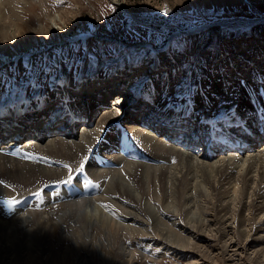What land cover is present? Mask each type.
<instances>
[{
	"label": "bare ground",
	"instance_id": "6f19581e",
	"mask_svg": "<svg viewBox=\"0 0 264 264\" xmlns=\"http://www.w3.org/2000/svg\"><path fill=\"white\" fill-rule=\"evenodd\" d=\"M29 2L0 0L2 42H20L21 29L28 26L26 10L21 9ZM59 18V13L53 16V20ZM256 22L264 23V16ZM224 28L219 38L225 34ZM188 34L191 53L202 60L213 33L200 27ZM81 37L86 39L87 34ZM177 55L172 54V64ZM240 59L251 66L264 63L261 57L255 60L242 55ZM136 62L128 60L110 76L104 69L84 72L87 81L70 80L61 72L53 84L58 95L37 90L33 96L45 94L19 104L21 107L0 110V182L7 184H0V204L5 201L1 207L15 216L6 220L0 215V264H34L36 259L43 264H92L93 260L97 264H136V253L125 245L131 236H158L167 246L204 260L211 255L209 244H218L219 251L227 255L224 262L229 259L238 264L232 257L240 260L242 255L250 264L264 259V145L257 148L263 143L264 89L237 78V82H224L216 68L209 73L194 61L190 82L180 94L168 96L174 89L173 84L166 87L171 79L156 77L155 72L152 79H157L159 93L151 77L135 90L131 80ZM146 62L142 61L143 70L149 71L153 66ZM127 68L132 69L129 77ZM238 69L234 71L241 74ZM255 73L263 85L264 70ZM90 74H97V79H88ZM119 76L122 86L112 90ZM60 89L65 90L75 119L84 105L85 118L78 133L64 121H55L65 109L59 103ZM18 99L22 94L7 97L0 105ZM73 101L83 105L76 109ZM99 106L105 107L103 115L94 120ZM191 119L206 130L205 144L195 143L199 138L195 133L169 130L187 125ZM47 122L50 124L44 127ZM231 126L252 134L239 137L245 147L240 149L239 140H233ZM56 129L51 137L46 133ZM16 137L21 140L15 142ZM217 152L224 155L212 157ZM66 170V178L60 180ZM102 180L108 182L100 184ZM54 188L59 200L70 201L39 210L55 202L50 193ZM36 197L40 206L32 207ZM160 212L182 217L181 228H174L180 223L177 219L164 220ZM63 243L67 244L64 252H55V245ZM194 263L199 262L189 261Z\"/></svg>",
	"mask_w": 264,
	"mask_h": 264
},
{
	"label": "rangeland",
	"instance_id": "374dc122",
	"mask_svg": "<svg viewBox=\"0 0 264 264\" xmlns=\"http://www.w3.org/2000/svg\"><path fill=\"white\" fill-rule=\"evenodd\" d=\"M25 6L21 10L27 11L24 19L28 26L26 29L24 27L21 29L23 32L20 42H11L8 45L7 42H2L0 37V102L14 94H22L23 99L32 97L34 91L44 92L49 89V84L56 83L61 72L70 80L76 79V81L84 75V72L94 73L99 69H104L108 75H111L123 63L127 65L125 62L128 60L137 61L136 65L132 66H139L144 74L146 71L143 70V66L146 65H143L142 61L146 60V63H151L150 65L157 70L152 71L157 73V77L169 76L171 82L166 87L169 88L170 84H173L174 89L167 92L168 96L180 94L189 84L193 65H196L194 61L209 73L216 68L218 77L223 81L247 80L264 89V84L258 83L261 76L255 73V70H264V63L251 66L244 59H240V56L246 55L255 60L261 57L263 58L261 62H264V23L256 22L264 16V0H31ZM57 13L60 16L59 21L53 20V16ZM11 20L14 21L13 18ZM214 22H222L219 25L227 26L224 28L212 25ZM250 22H254L252 26L247 25ZM238 23L246 24L234 26ZM200 27L213 33L202 54V60L195 59L191 53L192 40L191 35L188 34ZM222 28H224L223 32H226L219 38ZM83 34H87L86 39L81 37ZM27 47L29 49L24 51ZM172 54H179L174 64L171 61ZM87 66L91 67L87 69ZM236 67H239L238 71L241 74H236L234 71ZM139 69L132 77L134 80L130 79L131 87L136 90L149 81V77L140 74ZM131 70V68L126 69L129 72ZM94 76L98 75L90 74L88 77ZM150 81L154 82L159 93L160 85L157 79H152L151 76ZM116 87L117 85L114 84L113 88ZM88 91L89 94L93 93L90 89ZM125 107L128 109L129 104ZM102 111L103 109H97L94 120L103 115ZM79 126L81 125H76L74 133H78L81 128ZM263 143H259L257 148L264 145ZM219 155L224 154L217 152L212 157ZM65 168L69 170L70 165H66ZM67 170L66 175L60 180L66 178ZM106 182L108 181L102 180L100 184ZM0 184L2 187L7 186L4 182ZM57 190L54 188L50 193L55 196ZM67 201L70 200H59L55 196L54 203L44 204L39 210L48 211V208L58 207ZM4 202L0 204V215L6 220L15 217L5 207H1ZM38 206L40 201L36 197L32 201V207ZM160 214L164 220L177 219L180 223L175 224L174 228L176 230L181 228V223L184 221L182 217L177 218L163 212ZM156 238L148 236L126 238L125 245L130 246V250L137 255L133 263L189 264V261L197 260L199 263L194 264H234L229 259L223 261L227 255L219 251L218 244L213 246L209 244L208 252L211 255L204 260L190 252L184 254L181 250L162 243L158 236ZM66 245L56 244L54 251L63 253ZM217 251L218 253L214 254ZM232 258L234 261L238 260V264H250L243 255L240 260L237 259L238 256ZM263 262L264 259L259 264H264ZM33 263L43 264L39 259L34 260ZM92 264H97V261L93 260Z\"/></svg>",
	"mask_w": 264,
	"mask_h": 264
},
{
	"label": "water",
	"instance_id": "95a60500",
	"mask_svg": "<svg viewBox=\"0 0 264 264\" xmlns=\"http://www.w3.org/2000/svg\"><path fill=\"white\" fill-rule=\"evenodd\" d=\"M222 21V20H221ZM225 21H229V20H225ZM233 21H241V20H233ZM222 22H214L212 25H219L221 24Z\"/></svg>",
	"mask_w": 264,
	"mask_h": 264
},
{
	"label": "snow or ice",
	"instance_id": "6c2138e0",
	"mask_svg": "<svg viewBox=\"0 0 264 264\" xmlns=\"http://www.w3.org/2000/svg\"><path fill=\"white\" fill-rule=\"evenodd\" d=\"M165 14H167V9H165ZM25 158L27 159V158H29V157L26 156ZM44 159H46V158H44Z\"/></svg>",
	"mask_w": 264,
	"mask_h": 264
}]
</instances>
